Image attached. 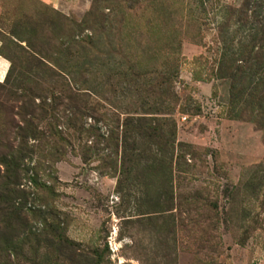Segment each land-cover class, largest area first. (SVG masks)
Listing matches in <instances>:
<instances>
[{
	"label": "rangeland",
	"instance_id": "rangeland-1",
	"mask_svg": "<svg viewBox=\"0 0 264 264\" xmlns=\"http://www.w3.org/2000/svg\"><path fill=\"white\" fill-rule=\"evenodd\" d=\"M116 1L133 30L112 28L92 47L90 32L64 36L92 0H0L11 58L0 81V264H264V120L232 118L230 82L217 77L222 18L236 11L224 31L236 49L264 28V0H210L205 13L184 0ZM165 8L180 78L173 147L160 152L156 131L123 145L128 116L162 117L127 111L117 76L141 60L124 34L148 43Z\"/></svg>",
	"mask_w": 264,
	"mask_h": 264
},
{
	"label": "trees",
	"instance_id": "trees-1",
	"mask_svg": "<svg viewBox=\"0 0 264 264\" xmlns=\"http://www.w3.org/2000/svg\"><path fill=\"white\" fill-rule=\"evenodd\" d=\"M115 1L92 0L91 10L84 20L79 24L71 22L72 27L75 28V33L68 28L69 24L66 23L65 39H74L76 36L79 38L85 32H90L91 36H86L89 38L87 43L94 47L95 42L104 37L112 28L119 29V33L122 31V34L124 29L133 30L129 27L131 22L128 21L119 5H115ZM177 2L181 3L180 0ZM184 2L185 6L188 5L187 7L195 11L203 10L205 13V7L210 0H188V2L184 0ZM168 8L160 11L158 9L154 10L153 14L157 15L160 21L154 24L152 28H148L147 34L145 32V36H148L149 39L148 43H145L144 38L146 37L142 35L140 30L138 34L134 33L133 35L132 31L124 34L125 40L134 43L140 51L139 57L141 60L137 61L135 65L129 66L128 71L119 72L117 76L118 81L126 85L121 90V95L128 96L133 101L131 105H127V111L132 109L135 114L143 111L144 114L160 115L162 117L142 116L136 119L132 114V116H128L124 124L123 145L127 143L126 138L128 135L132 138L148 139L150 141L156 135L152 132L156 131L158 132L156 136L161 139L159 146L164 148H160V152H165L166 149H172L173 147V144L170 145V137L175 136L176 125L172 115L177 108L179 99L175 86L180 78V61L178 56L175 55L179 53L180 48L176 47L174 39L167 41L168 36L173 38L171 33L174 30H171L165 36L163 32L170 26L169 22L174 15ZM106 9L109 10L107 14L105 13ZM235 12H232L231 17L222 18L220 28L218 27V33L224 42V48L217 77L220 80L230 82V106H235L234 110L229 111L230 116L234 119L248 120L254 124L262 125L264 118L262 114L259 116V112L264 111V28L261 31L257 30L255 37L250 35L251 39L248 43H239L237 48L234 49L233 40H228L224 36V31L230 27ZM242 15L239 14L241 16L239 22H247V18H243ZM202 20V17L199 18V25L194 28L199 33L200 26L205 23V20ZM162 24L165 28H162ZM79 39L81 43L84 38ZM163 44L164 46L161 47ZM153 50L154 53L152 54ZM0 55L11 61V58L3 52H0ZM59 69L63 70L64 68ZM10 73L11 68L7 75ZM254 109H258V115L252 113ZM158 121L165 122L164 124L168 125V136L162 133V127ZM150 122H157V125L152 126ZM133 149L134 151L140 150L139 148Z\"/></svg>",
	"mask_w": 264,
	"mask_h": 264
},
{
	"label": "crops",
	"instance_id": "crops-1",
	"mask_svg": "<svg viewBox=\"0 0 264 264\" xmlns=\"http://www.w3.org/2000/svg\"><path fill=\"white\" fill-rule=\"evenodd\" d=\"M45 1H49V0H45ZM8 68H9V65H8L7 60L4 59L2 56H0V81L6 78Z\"/></svg>",
	"mask_w": 264,
	"mask_h": 264
}]
</instances>
